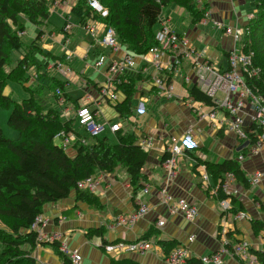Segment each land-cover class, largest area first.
Segmentation results:
<instances>
[{
    "label": "crops",
    "instance_id": "0c3cea01",
    "mask_svg": "<svg viewBox=\"0 0 264 264\" xmlns=\"http://www.w3.org/2000/svg\"><path fill=\"white\" fill-rule=\"evenodd\" d=\"M208 1L210 17L199 23H193L189 12L181 6L164 7L158 30L166 27L172 31L186 34L193 47L203 51L216 66L226 68L229 64L226 52L234 47H239V43L233 35H228L223 30L216 28L214 22L220 21L231 26L247 24L249 16L253 15L254 11V14L256 13V7L253 0ZM51 2L53 3V12L61 13L60 16L65 19L60 29L65 35L60 36L58 33L50 32L52 40L47 41L50 44L48 52L59 57L57 61L53 60V64L48 66V70L54 71L52 75L58 74L60 77L58 79L64 84L63 93L66 92L68 98L63 96V101L57 100L55 89L59 87L54 86L51 79L49 82L50 92L46 95L45 100L41 99V102L45 109H58L63 119H71L76 118V110L83 105L86 93L90 92L98 99V91L106 79V67L97 69L94 66L98 56L106 54L108 60H117L126 50L123 46L122 51L113 53L110 47L102 44L101 39L106 29V25L102 21H88V25L95 26L97 29L95 34L91 33L86 26L80 25L77 17L78 25L75 26V23L70 21L75 5L74 0H50L52 6ZM52 9L50 8L51 14ZM182 10H186V13H183ZM175 14L182 17L185 22L175 23ZM67 18L73 24L71 30L65 29ZM22 19L24 22L26 21L25 18ZM43 24L48 25L50 21L46 19ZM74 26L85 28L87 32V36L79 42H77ZM41 31L42 36L38 43L47 36L44 30L39 32ZM216 49L224 53V58H217ZM143 55H136L135 67L123 73L137 79L135 86L137 92L130 101L128 115H121L115 108L116 104L123 103L127 97L123 90L118 89L119 99L117 102L109 100L100 102L97 119L99 121L102 117L105 120L104 133L107 135L104 137L110 138V135L116 137L118 130L112 129L114 124H119V129H122L123 133L132 130L131 132H134L138 141L145 136H159L153 147L148 150V160L143 168V173L146 176L144 187L136 190L135 186L131 184L128 172L121 166L117 167L114 172H100L98 175L102 174L103 178L99 191L96 193L101 206L97 207L88 202L78 201L75 191H73L70 197L45 206L44 215L51 219L45 229L62 232L63 239L68 242L70 248L78 250L82 255L81 264H112V259L123 258L133 259L139 264H169L165 261L167 253L160 243L162 240L174 242L175 247L181 244L189 246L195 257L220 249L225 240L232 244L245 239L250 243L251 250L264 252V143L261 144L258 153H251L255 146L254 142L239 138L234 131L228 130L227 126L220 129L210 119L201 120L199 118L193 106L202 104L201 109L204 110H209L210 107L190 96L189 88L196 82L189 83L184 76L193 75L196 70L189 60L183 61L178 73L167 71V76L173 85L171 95L167 96L165 91H161L155 85L153 79L157 73L156 68L152 63L143 59ZM169 56L170 53H164L161 60L167 63L170 59ZM149 58H151L150 55ZM47 65H49L48 62ZM173 68L175 70V67ZM33 75H37V78L31 79L26 83V86L33 83L31 88H45L46 83L44 80L41 81L45 76L42 77L36 71ZM121 75L117 82L121 81L119 79ZM158 76H166V72H160ZM170 82L166 81V83ZM71 88L83 90L84 94L76 97L72 94ZM5 93L9 94L6 89ZM35 93L38 99L41 98L40 90ZM76 100L78 102H75ZM125 106L127 108L128 105ZM92 108H95V104L92 105ZM141 112L142 114L146 113L148 117L142 123L136 120ZM116 116L127 119L132 128L129 129L131 127L129 124L124 125L116 122L114 119ZM149 117L152 119L149 120ZM226 117H228L227 111L220 110L218 118ZM244 117L246 119L244 127H251L253 124L249 116L245 115ZM134 118L135 120H133ZM76 129L80 132L77 127ZM189 130L195 148L194 151H185L178 157L179 172L175 181L170 185L169 191L177 197H186L198 207L199 216L194 220H187L181 214H171L167 205L158 195L160 187L164 185L165 181V168L162 160L165 147L176 140L182 142L186 139L185 134ZM251 132L255 133L256 130H251ZM80 133L84 136L87 135V133ZM246 142H249L248 145L243 147ZM70 150H72L71 154L75 153L73 147L68 149V153ZM240 155H245L243 160L239 159ZM203 159L216 163L235 159L241 165L247 182L239 180L238 177L235 178L234 184L237 193L232 197L236 202L232 201L231 197L232 208L228 212L223 211L221 207V200L224 198L218 192L219 182L215 181L212 174L207 171V167L205 169L209 174V179L207 184L204 183L202 174L205 169L202 165L205 164L202 161L205 160ZM200 161L201 164H199ZM197 164L200 166L196 168ZM257 171L262 174V178L258 184H253L251 179ZM146 184L150 186L149 192L144 190ZM222 192L225 194L224 191ZM138 201L149 204L150 210L144 217L132 224L109 227V224H113L119 214L134 211L138 207ZM239 211L245 212L246 217L237 218L235 214ZM159 220H164L165 223L158 225ZM0 223L3 225L1 221ZM255 223L258 224L260 230L254 229ZM99 227L104 228L103 236L88 234L90 229ZM150 231H152L151 247L145 254L136 252L111 254L101 246L104 240L108 242L135 241ZM191 235L195 236L192 241L189 240ZM251 253L254 254L252 251ZM31 255L35 257L36 264H65L63 257L51 245L36 246ZM243 260L226 255L221 264H250L247 259ZM189 264L203 263L193 260Z\"/></svg>",
    "mask_w": 264,
    "mask_h": 264
},
{
    "label": "trees",
    "instance_id": "16d2710c",
    "mask_svg": "<svg viewBox=\"0 0 264 264\" xmlns=\"http://www.w3.org/2000/svg\"><path fill=\"white\" fill-rule=\"evenodd\" d=\"M100 2L108 10L107 16L95 10L88 0H76L72 12L78 18L79 24L85 26L88 21L97 20L102 21L107 27H113L120 43L129 53L137 56L146 54L151 48L159 45L157 32L164 7L176 5L185 8L193 23L201 22L206 18L207 12H210L208 0H100ZM253 2L256 13L254 18L248 21L251 31L244 37V43L247 49L255 51L253 67L259 72L255 76L246 74L245 77L246 82L256 92L264 95V0ZM50 8L49 0H0V107L12 106L8 122L19 133L18 138H9L0 126V221L3 223L0 225V264L37 263L31 252L38 246V233L33 231L31 226L38 215L44 214L47 204L68 198L75 191L78 201L101 206L97 193L78 187L82 179L97 176L100 172H114L117 167L122 166L128 172L131 184L136 190L143 188L146 181L143 168L148 160L149 151L139 145L134 132L123 133L122 129H118L115 142L110 141L107 136L103 138L97 136L94 137L95 140L89 141V137L76 129V124H79L76 118L63 119L60 110L45 109L41 98L38 99L35 93L37 90L26 86L31 79L30 69L33 67L39 69L34 50H39L42 54L44 51L38 43L42 31L30 46L25 45L22 35L26 28L22 18L41 24L43 20L49 18ZM15 51L21 54V58L11 67L12 53ZM228 54L226 52L227 57ZM46 55L54 61L59 57L53 56L50 52ZM38 69L36 70L40 73ZM163 77L165 81H171L167 75ZM119 79L121 81L117 83V88L123 90L127 97L123 103L116 104L115 108L121 115L127 116L130 101L137 92L135 88L137 79L124 74ZM11 80L23 83L25 90L31 93L30 96L16 101L10 94H6L5 89ZM51 83L59 87L56 89L57 100L60 99L58 91L62 97L68 98V94L63 93V81L52 77ZM189 92L191 97L209 107L218 106L216 99L209 96L198 84L192 85ZM125 105H128L127 108ZM244 130L249 140L256 142L264 128L259 124H253L251 127H244ZM251 130L256 132L253 133ZM62 131H72L76 134L72 144L74 154L68 153L61 145L57 134ZM186 151H194V148ZM166 157L167 154H164L162 160ZM202 162L215 181L219 182L218 186L228 172H234L239 180L247 182L240 163L235 159L221 163L207 160ZM199 164L195 167L200 166ZM218 192L223 198L228 197L221 188ZM232 201L236 202L233 197ZM253 226L256 231L260 230L257 223ZM103 232L104 228L99 227L90 229L88 234L103 236ZM151 234L152 231L142 238L150 240ZM107 243L110 242L104 240L101 246L104 247ZM160 243L166 253L175 247L172 241L162 240ZM41 245H51L63 257L65 264H71L70 257L60 250L58 241L44 242ZM251 251L258 261L264 264V252ZM193 260L200 261L192 259L190 262ZM112 264L139 263L130 258H123L112 259Z\"/></svg>",
    "mask_w": 264,
    "mask_h": 264
},
{
    "label": "built area",
    "instance_id": "2783aa9c",
    "mask_svg": "<svg viewBox=\"0 0 264 264\" xmlns=\"http://www.w3.org/2000/svg\"><path fill=\"white\" fill-rule=\"evenodd\" d=\"M89 4L97 11L101 12L103 16L108 15V10L103 7L100 0H88ZM76 2V0H74ZM254 15V14H253ZM250 15L248 21L253 18ZM210 17V12L206 14V20ZM215 27L223 30L228 35H233L234 39L239 43V47H234L228 51V67L222 68L214 64V62L206 56L203 51L197 50L191 44L189 37L176 31H172L166 27L161 28L157 32L158 46H154L149 50V54L143 55V59L152 63L157 73L154 75V83L161 91H165L167 96L171 95L173 90L172 83H166L163 76H158V72H176L178 73L183 61L189 60L196 70L193 75H185L184 78L187 82L193 81L199 85L209 96L216 99L218 102L217 107H210L209 110L201 109L202 104H196L193 109L198 113L199 118L210 119L211 122L218 128L227 126L228 130L234 131L239 138L249 139L246 131L244 130L245 115L249 116L252 124H259L264 127V95L256 92L247 82L246 74L255 76L259 70L253 67L255 51L249 50L245 47L244 37L250 33V27L247 24L231 26L224 22L215 21ZM72 27L71 22H67L65 29L69 30ZM87 28L93 34L97 31L95 26L87 24ZM103 45L111 47L113 53L123 50L121 43L118 39L116 30L113 27H107L101 39ZM164 53H170V59L167 63L161 60ZM149 55L151 58H149ZM137 63V56L125 51L123 55L117 60H108L106 54L99 55L96 59L94 66L97 69L106 67V79L101 84L98 91V99L90 92L86 93L83 99V105L76 110V118L82 128L93 137L99 136L105 130V125L100 123L97 119L100 102L102 100H109L117 102L119 99L117 80L118 77L131 70ZM175 67V70L174 68ZM60 94V99L63 97ZM220 97V98H218ZM95 104V108L92 105ZM220 110L227 111L228 117L224 119L218 118ZM119 124L112 125L113 130L119 129ZM186 139L182 142L176 140L172 144L165 147L164 154L167 157L163 160L165 168V181L164 185L160 187L159 197L164 204L167 205L168 211L171 214H181L187 220H194L199 216L198 207L189 201L186 197L175 196L169 191L170 185L175 181L178 175V157L185 153L186 150L194 148L192 142L191 131L185 134ZM61 141V145L68 151L72 147L76 139V134L72 131H62L57 134ZM159 136H145L142 137L138 143L145 150L153 147L156 139ZM255 146L251 153H258L260 146L264 143V132L260 135L258 141L254 142ZM245 155H240L239 159L243 160ZM206 168V165H202ZM103 175L89 176L82 179L78 183L80 189L89 190L93 193L99 191L100 183ZM204 183H208L209 174L206 169L202 174ZM236 175L234 172L225 174L224 180L217 188H221L228 197L221 200V207L223 211L228 212L231 208V197L237 193L234 180ZM262 178L260 172H255L252 176L251 182L258 184ZM145 192L150 191V186L146 184ZM149 204L143 201H138V207L129 213H121L117 216L113 224L109 227L122 226L132 224L138 219L144 217L149 212ZM237 218L246 217V213L239 211L235 214ZM51 221L50 217L40 214L36 217L35 222L31 226L33 231L38 233L37 242L38 246L41 243H53L58 241L60 243V250L68 255L71 259V264H81L82 255L76 249H71L68 242L63 239L64 234L60 231H47L45 228ZM164 220H159L158 225H163ZM195 236L191 235L189 240H194ZM151 247V241L145 238H140L135 241H115L107 243L104 248L108 253H121V252H136L145 254ZM230 255L232 257L247 259L250 264L259 263L256 255L251 253L250 243L243 239L236 243H229L225 240L223 246L208 254L195 257L187 245H178L170 250L165 256V261L169 264H189L192 259H199L203 264H221L223 257Z\"/></svg>",
    "mask_w": 264,
    "mask_h": 264
},
{
    "label": "rangeland",
    "instance_id": "374dc122",
    "mask_svg": "<svg viewBox=\"0 0 264 264\" xmlns=\"http://www.w3.org/2000/svg\"><path fill=\"white\" fill-rule=\"evenodd\" d=\"M50 7H51V9L53 8V3H52V6L50 4ZM252 8L254 9V6L253 5H252ZM182 11H183V13L184 12L186 13V10H182ZM254 12H253V14H254ZM60 14L61 13H55V12H53V9H52V14L47 19V21H50V24H48V25H44L43 24L45 22L44 20H43V23H41V24H35L34 22H31L29 20H26L25 21V28H26L25 29V33L22 35V40L25 43V45L26 46H30L31 43H32V41L36 38V36L38 35V33H39L40 30H44L47 33V36L45 38L41 39V41L39 43V46H40L41 49H43L44 53L42 54L39 50H34L35 59H36V61L39 64L38 65L39 69L37 67H36V69L39 70V72L42 75V77L45 76V78L41 79V81L43 82V80H44V82L46 83V86L48 85V87L44 86L45 88H43L42 90H41V88L40 89L39 88H36V90H38V91L40 90V97H41L42 100H45L46 95L48 94V92H50V88H49V85L50 84H49V82L51 81L52 77L60 78L58 76V74L52 75V74H54V71L53 70H48V66H50L51 64H53V59L50 58L48 55H46V53H48V51H49V45H50L49 43H47V41L49 40V42H50L52 40L50 38V32L53 31L55 33H58V35H60V36L65 35L64 32H61L60 31V29L62 28V26H63V24L65 22V19L62 18L60 16ZM254 16L255 15H253V18H254ZM175 19H176L175 23H179L180 22L182 24V23L185 22L184 19H182V17H179L176 14H175ZM70 21H72V23H75V26L78 25L76 23L77 22V18L75 16V14H73V13L71 14ZM237 25H239V24H237ZM237 25H234V26H237ZM85 26L87 27V24ZM84 29L82 27H78V26L74 28V32L77 34V38H78L77 42H79L80 40L84 39L87 36L86 29L85 30ZM69 30H71V29H69ZM20 34H21V32H20ZM121 47H123L122 44H121ZM125 50L127 51L126 48H125ZM120 51H122V50H120ZM216 51L218 52L217 58H219V57L224 58V53L222 51L217 50V49H216ZM147 53H149V52H147ZM19 58H21V54L19 52L15 51V52L12 53V60L13 61L11 63V67L16 63V60L19 59ZM47 62L49 63V65H47ZM36 69L35 68H34V70H32V68L30 69V72L32 73L30 75L31 76V79L37 78L36 77L37 75H33L34 74V71L37 72ZM30 72H29V74H30ZM158 73H160V72H158ZM166 75H167V72H166ZM37 85L39 86L40 84H37ZM31 86H33V83H31L30 87ZM32 89H34V88H32ZM6 90L12 96V98L14 100H16V101L17 100L18 101H21L23 98H27L31 94L29 91L25 90L23 83L14 82L12 80L8 82L7 87H6ZM71 91H72V94L74 96H76V97H78V95H80V94H84V91L83 90H79V89H75V88H71ZM56 92H57V90H56ZM218 98H220V97H218ZM11 111H12V106H10V107H4V106L0 107V126L2 127V129L4 131V134L7 137L12 138V139H16V138H18L19 133L8 122ZM114 119H115L116 122L123 123L124 125L129 124V122L127 121V119H122L119 116H116ZM147 119H148V117H147L146 113H143L142 114V112L139 113V118H136V120H138V122H141V123L144 122ZM150 119H152V118L149 117V120ZM133 120H135V118ZM99 122L102 123V124H104L105 123V120L101 117L99 119ZM129 126H131V124H129ZM76 127L79 129L80 132L85 133V134L87 133L81 126H79V124H76ZM109 127H110V125H109ZM109 127H108V129H109ZM131 128H132V126L129 127V129H131ZM108 129H107V131H108ZM129 131L131 132L132 130H129ZM92 132L90 131V135L88 133L86 135L87 137H89V139H88L89 141H93V140L96 139V138L93 137L94 136L93 135L94 132L93 133ZM105 135H107V134L103 132V133H101L99 135V138H103ZM110 136H111L110 137V141L115 142L116 137L113 136V135H110ZM71 152H72V150L69 151V153H71ZM0 225H2V224L0 223Z\"/></svg>",
    "mask_w": 264,
    "mask_h": 264
},
{
    "label": "water",
    "instance_id": "95a60500",
    "mask_svg": "<svg viewBox=\"0 0 264 264\" xmlns=\"http://www.w3.org/2000/svg\"><path fill=\"white\" fill-rule=\"evenodd\" d=\"M248 143H249V142H246V143L243 145V147L247 146V145H248Z\"/></svg>",
    "mask_w": 264,
    "mask_h": 264
},
{
    "label": "bare ground",
    "instance_id": "6f19581e",
    "mask_svg": "<svg viewBox=\"0 0 264 264\" xmlns=\"http://www.w3.org/2000/svg\"><path fill=\"white\" fill-rule=\"evenodd\" d=\"M100 34V33H99Z\"/></svg>",
    "mask_w": 264,
    "mask_h": 264
}]
</instances>
